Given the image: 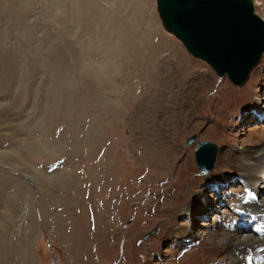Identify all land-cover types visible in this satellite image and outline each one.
<instances>
[{
  "label": "rangeland",
  "instance_id": "374dc122",
  "mask_svg": "<svg viewBox=\"0 0 264 264\" xmlns=\"http://www.w3.org/2000/svg\"><path fill=\"white\" fill-rule=\"evenodd\" d=\"M146 1L152 14L144 22L154 33L140 34L137 44L142 61L159 43L153 79L138 65L124 69L119 58L115 72H100L119 39L117 33L104 38L109 29L102 34L94 9L108 8V0H0V264H227L230 245L221 247L216 233L247 225L257 230V221L248 220L236 202L251 191L239 168L241 154L264 147V52L235 86L191 56L162 27L155 0ZM252 1L264 20L262 1ZM105 74L114 91L104 96L128 104L130 119L121 135L109 127V109L100 113L106 105L87 96L90 78ZM97 135L101 141L84 161L93 165L94 182L82 178L79 156ZM199 140L218 148L208 174L195 166ZM126 143L144 158L128 157L129 166L121 162L116 174L108 172L119 153L128 154ZM99 148L104 156H97ZM156 157L162 170L147 172ZM76 190L84 218L75 214ZM260 190L255 200H264ZM177 194L180 202L171 209ZM42 202L48 212L40 209ZM237 210L245 216L236 225L243 218ZM72 212L80 218L76 224Z\"/></svg>",
  "mask_w": 264,
  "mask_h": 264
},
{
  "label": "bare ground",
  "instance_id": "6f19581e",
  "mask_svg": "<svg viewBox=\"0 0 264 264\" xmlns=\"http://www.w3.org/2000/svg\"><path fill=\"white\" fill-rule=\"evenodd\" d=\"M261 1H262V5L264 6V0H261ZM108 4H109V7L106 8V9H100L99 6H96L94 8L96 12H98V11L100 12V14L98 16V19H99L98 22L100 23V30H102V34H104L106 28L109 29L108 33L106 35H104V38H106L107 41L108 40H112L113 39L112 36L115 37L114 34H116V33L118 34L119 39L115 40V43L112 42V47L109 48V51L112 52L113 59L109 60V61H106V63L103 66L100 65L99 67L102 66L100 72H104V71L108 72L111 68H113V70H114V68L116 67L115 58H119L120 60L123 61L121 63H124V65H125L124 69L125 68L129 69L133 65H138V66L141 67V69L143 71V74H144V77L149 76V77H152V79H153V77H155V76L153 75V73H152L153 71H151V69L154 66L155 58H157L158 50H160V47L158 46L159 43H157L158 45L155 44V45H152V47H150L151 51L148 54H151V56H153V61L150 64L148 63L149 62L148 61V54H147V56H144L145 58L142 59V61H141L140 45L137 44L140 34H141L142 39H143L144 37L148 38L150 35H152V33H154V31H152L154 29H151V30L147 29V28H149V26H147L146 23H145L146 22L145 21L146 17H148L147 15L152 14V13L149 14V8L151 6L148 8V3H147L146 0H108ZM150 5H151V3H150ZM143 24L146 27L145 30H144V27H143L144 31L140 30L141 29L140 27H142ZM142 42L143 41L141 40V43ZM120 45H122L121 46L122 48L120 47ZM141 47L143 48L142 45H141ZM128 52H130V54L133 56L132 60L129 61V62H128V60H129L128 59V55H130V54ZM114 72H115V70H114ZM129 72H130V70H129ZM137 72H139L138 68H137ZM100 76L96 77V75H94V76H92L90 78L89 86H88V88H89L88 94L89 95H87V96L89 97L91 95V97H94V98L96 97L97 101L100 102V105H102V104L106 105L105 107L101 108L102 110L100 111V113L103 112V114H104V111L109 109V110H107V112H109L110 120L109 119L107 120V118H106V120L109 121V127L112 126L111 130L114 133L121 135V133L123 132V129L125 127L126 128L128 127V123H129L128 120L130 119V116H129L130 112H129V108L127 106L128 104H124L125 106L124 105L123 106L115 105L116 102H114V104H112L110 102L111 100H110L109 96H107V95L104 96V94H106L105 91H111L112 90L111 87H113L112 85H111V87L109 85V84H111L110 77H107L106 74L102 75V77H100ZM124 76H125V74H124ZM128 78L129 77H127V79ZM139 78H140V76H139ZM168 80H169V78H167L166 83L167 84L169 83V85H172L173 81L171 80V83H170V82H168ZM119 81H120V79H119ZM157 81H158V79H157ZM173 85H175V84H173ZM170 88H171V86H170ZM112 91H114V90H112ZM129 94L130 93L125 94L127 96V97H125V100L128 99V95ZM160 101H161V104H162L161 107H162L164 101H166L164 99V95H163L162 98L160 97ZM84 104H86V103H84ZM116 104H118V103H116ZM95 105L97 106V104H95ZM163 109H165V108H163ZM141 113L138 114V112H137L135 115H136V118L139 119L140 126L143 127L144 118H142ZM166 113H165V116H166ZM162 115H164V113H162ZM132 116H133V114H132ZM91 119H92V117H91ZM162 120H164V118ZM99 122H98V124H100ZM101 126H102V124H101ZM107 126H108V124H107ZM139 129L140 128H138V130ZM127 130H129V129H127ZM99 131H101V130H99ZM114 133H113V135H114ZM98 134L100 135L101 132L98 133ZM106 138H108V137H106ZM96 139L93 138V140L87 141L86 148L82 150L81 155L79 156L80 163H82V162H84V161H86V160L91 158V155L93 154V152L95 151L96 147L98 146V144L101 141V140L99 141L98 135H97ZM114 142H117V141H114ZM141 142H142V140H141ZM127 145H125V146H127ZM110 149L111 148L108 147V150H110ZM125 149L128 151V154L125 155L123 153H121V154L119 153V157L116 158V159H118V161L112 160L111 164H113L114 171H108V170H105V171L113 172L114 174H116L117 173L116 172V168H118V171H119V168H120L119 165L121 164V162L124 165L126 163H128L126 161V159L128 160V157H129V159H131V158L136 159V158H142V157L144 158V156H142V154H143L142 151H139L138 149L135 150L134 147H130V144L127 147H125ZM99 150H100V148H99ZM103 151L104 150L101 149L99 151V154L97 153L98 154L97 156L102 155ZM102 156H104V155H102ZM110 156H111V154H110ZM95 157L96 156H94V158ZM94 158H93V160H94ZM241 159H242V161H241L242 165L239 168H240V170H243V174L245 176L247 175L245 177V183H246L245 187H248V188L251 189V191L253 190L254 192L258 193L259 191H261L260 190L261 188H264V147H262L261 149L255 150L254 152H252V154H249V153L241 154ZM100 161H102V160H100ZM160 161H161V159L156 157V158H154L153 162H148V165L150 166V168H148L149 171H147V172H150L152 170L154 172H160L162 170V167H163L162 162H160ZM97 163H98V161H97ZM111 164L109 165L110 169L112 168ZM129 165H127V166H129ZM134 166H135V164H134ZM92 167H93L92 164L85 163V165H84V167L82 169V174H83L82 178H89V179H91V178L93 179L94 178V182H95V174H94L95 172H94V169ZM122 168H123V166H122ZM101 170H103L102 165H101ZM164 171H165V169H164ZM100 172H102V171H100ZM114 174H112V175H114ZM120 174H121V170H120ZM150 174H152V173H150ZM83 181H85V180H83ZM126 181H128V180H126ZM134 181H135V179H134ZM145 182H147V181H145ZM107 183L113 185V183H115V180L114 181L113 180L112 181L109 180ZM150 183H152V182H150ZM122 185H124V184H122ZM125 186H127V185H125ZM245 187H244V189H245ZM119 188H121V187H119ZM137 188L138 187H136V189ZM118 191H120V190H118ZM126 192H128V191H126ZM80 194L81 193L78 190H76L74 192V194H73L74 203L76 201V207L77 208H79V207L81 208V209L79 208V211L75 210V214L77 212L78 213H82L81 216H82V218H84V201L79 197ZM122 194L124 195V193H122ZM127 194H129V193H127ZM179 195H180V193H179ZM116 197H118V195ZM116 197H115V199H116ZM122 199H123V196H122ZM47 200H48V198H47ZM241 200H243V199L241 198L238 202H236L237 203V205H236L237 207L236 208L247 210L248 214L245 217L248 216V218H247L248 220H253L254 221L255 220L254 217H256V215H257V217H258L257 220H261L264 223V200L261 199L262 201H258V200H255V198H254L253 200H251L250 202H248L246 204H242L243 201L241 202ZM113 201H114V199H113ZM173 201H174L175 204L173 205V207H171V209L172 208L175 209V206L176 205L178 206V204L180 202L178 194H177V196L173 197ZM40 209L42 211L48 212L47 206H46V204L44 202H42V205L40 204ZM93 217H94V220H93L94 226L96 228L97 220H96L95 215ZM70 218H71V221L74 224H76L80 220V218L76 217L73 214V212L70 214ZM112 218H114V217L112 216ZM243 219H244V217H243ZM248 220H246V222ZM89 226H90V223H89ZM253 231H255V228L250 230V227H248V225H247V226H242L240 228H234V229H232V231L225 230V231L216 233V235L218 237V239H217L218 241L217 242L219 244H221V247H223L224 244H226V245L229 244L230 245L229 253H227V258L230 259V260L228 261L227 264H247L246 263L247 262V258L249 259V257H251V259H252V262L250 264H264V259H263L262 263L261 262H257L258 256H263V254H264V235H262L261 237L260 236H256L254 233H252ZM86 247H88V244H86ZM255 255H257V256L254 259Z\"/></svg>",
  "mask_w": 264,
  "mask_h": 264
},
{
  "label": "water",
  "instance_id": "95a60500",
  "mask_svg": "<svg viewBox=\"0 0 264 264\" xmlns=\"http://www.w3.org/2000/svg\"><path fill=\"white\" fill-rule=\"evenodd\" d=\"M161 25L187 52L204 61L220 79L241 86L264 52V20L252 0H155ZM192 134L186 145L194 141ZM217 146L199 140L195 166L208 174ZM154 233H148L144 238ZM54 258L52 259L53 263Z\"/></svg>",
  "mask_w": 264,
  "mask_h": 264
},
{
  "label": "snow or ice",
  "instance_id": "6c2138e0",
  "mask_svg": "<svg viewBox=\"0 0 264 264\" xmlns=\"http://www.w3.org/2000/svg\"><path fill=\"white\" fill-rule=\"evenodd\" d=\"M251 260V257H249V261Z\"/></svg>",
  "mask_w": 264,
  "mask_h": 264
}]
</instances>
